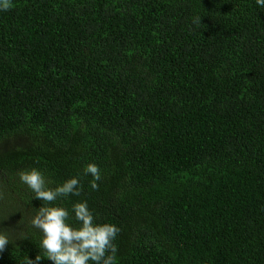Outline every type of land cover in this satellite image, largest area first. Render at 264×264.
I'll list each match as a JSON object with an SVG mask.
<instances>
[{
    "label": "trees",
    "instance_id": "16d2710c",
    "mask_svg": "<svg viewBox=\"0 0 264 264\" xmlns=\"http://www.w3.org/2000/svg\"><path fill=\"white\" fill-rule=\"evenodd\" d=\"M31 168L52 188L81 177V195L56 203L86 200L120 228L116 264H264V9L13 0L0 12V264H52L31 226L43 202L18 177Z\"/></svg>",
    "mask_w": 264,
    "mask_h": 264
},
{
    "label": "clouds",
    "instance_id": "9594fccd",
    "mask_svg": "<svg viewBox=\"0 0 264 264\" xmlns=\"http://www.w3.org/2000/svg\"><path fill=\"white\" fill-rule=\"evenodd\" d=\"M255 3L264 9V0H255ZM12 4L13 0H0V12L8 11ZM200 22L199 18L193 19V23L197 25ZM83 175L91 177V189L99 188L101 172L98 165L88 164ZM18 177L34 193L33 199L43 202L36 208L31 226L42 234L39 247L47 260L52 264H116L117 247L114 241L120 228L112 223H97L86 200L77 201L70 208L56 203L58 200L81 195L83 184L79 175L54 188L48 186L44 173L38 168L20 171ZM11 243L8 235L0 232V255ZM42 260L40 255L35 259L27 256L24 264H40Z\"/></svg>",
    "mask_w": 264,
    "mask_h": 264
}]
</instances>
